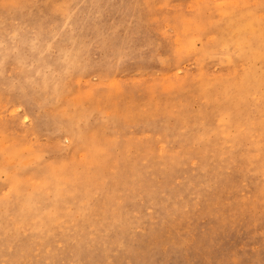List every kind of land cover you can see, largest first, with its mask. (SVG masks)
<instances>
[{"label":"rangeland","instance_id":"1","mask_svg":"<svg viewBox=\"0 0 264 264\" xmlns=\"http://www.w3.org/2000/svg\"><path fill=\"white\" fill-rule=\"evenodd\" d=\"M263 68L264 0H0V264H264Z\"/></svg>","mask_w":264,"mask_h":264},{"label":"bare ground","instance_id":"2","mask_svg":"<svg viewBox=\"0 0 264 264\" xmlns=\"http://www.w3.org/2000/svg\"><path fill=\"white\" fill-rule=\"evenodd\" d=\"M240 10V9H239ZM248 14V13H247ZM250 17V16H249ZM245 20V19H244ZM231 21V20H230ZM251 21H252V19H251ZM232 23V22H231ZM230 23V24H231ZM248 23V22H247ZM225 24V23H224ZM226 25V24H225ZM228 25V24H227ZM249 25V24H248ZM232 26V25H231ZM247 26V25H246ZM250 26V25H249ZM252 26V25H251ZM228 27H229V25H228ZM232 29V28H231ZM256 29V28H255ZM259 29V28H258ZM249 31V30H248ZM233 32V31H232ZM257 32V31H256ZM221 33V32H220ZM222 33H223V31H222ZM235 34V33H234ZM249 34V33H248ZM253 34V33H252ZM163 35V34H162ZM224 36H226V35H224ZM249 36V35H248ZM235 38V37H234ZM246 38V37H245ZM249 39V38H248ZM251 40V39H250ZM260 50V49H259ZM263 51V50H262ZM253 52H254V50H253ZM261 56V55H260ZM262 62V61H261ZM263 63V62H262ZM264 69V68H263ZM246 77H247V74H246ZM234 80V79H233ZM246 81V80H245ZM237 84V83H236ZM205 85V84H204ZM203 85V86H204ZM238 85V84H237ZM249 90V89H248ZM240 91V90H239ZM229 93V92H228ZM229 95H230V93H229ZM253 95V94H252ZM251 95V96H252ZM258 96V95H257ZM262 97V96H261ZM260 97V98H261ZM214 98V97H213ZM264 98V97H263ZM255 100V99H254ZM261 101V100H260ZM262 102V101H261ZM147 103H148V101H147ZM162 104V103H161ZM206 104V103H205ZM167 106V105H166ZM165 108V107H164ZM175 108V107H174ZM247 109V108H246ZM170 110V109H169ZM248 113V112H247ZM166 114V113H165ZM174 115V114H173ZM197 115V114H196ZM201 115V114H200ZM203 115V114H202ZM201 115V116H202ZM168 116V115H167ZM246 116V115H245ZM180 117V116H179ZM178 117V118H179ZM191 117V116H190ZM190 117H189V119H190ZM164 118V117H163ZM248 118V117H247ZM180 120V119H179ZM178 120V121H179ZM182 121H184V120H182ZM236 121V120H235ZM180 122V121H179ZM234 123V122H233ZM190 124V123H189ZM194 124V123H193ZM215 124H216V122H215ZM251 124V123H250ZM250 124H248V125H250ZM236 125V124H235ZM243 125V124H242ZM170 126V125H169ZM179 127V126H178ZM192 127V126H191ZM244 127H246V126H244ZM202 128V127H201ZM249 128V127H248ZM253 128V127H252ZM226 129V128H225ZM247 129V128H246ZM242 133V132H241ZM247 133V132H246ZM248 134V133H247ZM258 135V134H257ZM241 138V137H240ZM245 139V138H244ZM69 140V139H68ZM245 141V140H244ZM243 142V141H242ZM240 143H238V145H239ZM93 146V145H92ZM239 147V146H238ZM94 149H95V147H94ZM228 155V154H227ZM169 157V156H168ZM171 161V160H170ZM70 171V170H69ZM67 174V173H66ZM62 187H60V189H61Z\"/></svg>","mask_w":264,"mask_h":264}]
</instances>
